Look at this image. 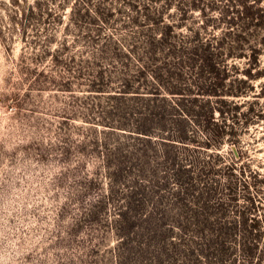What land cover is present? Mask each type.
<instances>
[{
	"label": "rangeland",
	"instance_id": "374dc122",
	"mask_svg": "<svg viewBox=\"0 0 264 264\" xmlns=\"http://www.w3.org/2000/svg\"><path fill=\"white\" fill-rule=\"evenodd\" d=\"M165 2L177 35L221 39L217 79L165 72L184 97L142 94L148 136L112 106L145 105L119 82ZM0 264H264V0H0Z\"/></svg>",
	"mask_w": 264,
	"mask_h": 264
},
{
	"label": "trees",
	"instance_id": "16d2710c",
	"mask_svg": "<svg viewBox=\"0 0 264 264\" xmlns=\"http://www.w3.org/2000/svg\"><path fill=\"white\" fill-rule=\"evenodd\" d=\"M168 4L165 2V5L160 6L159 9H153L152 6H147L144 9L147 11H150L151 14H153L155 17L150 18V14H145V19L151 21V24H161L163 25V30L159 35H144L146 36L143 41L140 42L142 45L140 49H137L136 52H131L132 56L137 55V57L134 56V59L138 62L140 65L137 67L138 69L136 70L138 74L143 75V80H137L135 76H131L133 78L132 80L127 79L126 77L122 78L120 80V89H126L125 91H121V95L119 96H124L126 93L133 92L136 95L133 96L135 100H143L145 102V105H141L138 107L128 106L127 104L122 105H115L112 106L114 109V113H117L118 118L121 120H127L130 119L131 123L132 121L134 122V127L129 126L130 124H125L119 122L118 120L117 125L118 126H123L125 128H134L137 133L143 134V135H148L150 136L152 134L151 130H148V126H146L147 122L152 119V117H156L155 114H152V110L150 109L151 106L147 104L149 102V99H144L142 96L143 93H150L152 94L151 97H158L161 94V91L164 89L166 91H169L172 94H177L179 95V99L183 98V88H181L178 83L180 79L179 74H175V76H172L171 78L174 79V81H177L175 83H169L168 80L165 79V72L166 75L170 71L171 68H175L176 65H186L191 66L197 61L203 62L204 60L206 61L205 68H207L206 72L209 75H213L214 79L216 78V72L214 70H217L218 63L214 62V60L209 59L207 56L204 59L203 56H201L199 53L201 51H208L210 48H213L215 45L221 46V39H218L215 37L214 34H212L210 38H202L200 33L198 32H193L192 36H183V35H177L175 33V28L174 25H169L165 24L164 18L162 16V10H164V7L167 6ZM163 8V9H162ZM183 8H180L182 10ZM183 12L184 9H183ZM161 14V15H160ZM250 18H253L252 15H249ZM260 18L256 17L255 20L257 19V22H259V19H261L263 16H259ZM183 18H179L178 21L181 22ZM257 25V24H255ZM157 37V38H156ZM214 40V41H213ZM134 43H137L136 41ZM135 45V44H134ZM216 47V46H215ZM121 66L126 67L124 64H121ZM163 69V70H162ZM164 71V72H163ZM121 75H124V73H121ZM169 75V74H168ZM135 78V79H134ZM151 80V81H150ZM94 83V82H93ZM93 83L90 84L93 86ZM137 83V84H135ZM151 85H156L157 88H149V84ZM99 84H96L98 86ZM214 85V84H213ZM220 84L214 85L211 87L209 90H206L208 88H204L201 86H196L200 91H202V95H211L218 96L216 93L219 91H223L219 88ZM103 87L102 85L98 86ZM223 89V88H222ZM133 90V91H131ZM143 91V92H142ZM132 98V100H134ZM143 98V99H142ZM154 100V99H153ZM152 100V101H153ZM175 104L170 105L171 110L173 112H176V118H179L181 120L183 119H191L194 121L196 124L198 123L199 116L197 114H194L190 110H185V108H182L178 102H174ZM147 104V105H146ZM122 106V108H121ZM210 110L207 112V118L206 122L208 120H213L214 119V111L215 108L209 106ZM224 112V111H223ZM220 114H222V110H220ZM164 118V116H160V119ZM201 118V116H200ZM109 126L113 125L114 123L113 120H108ZM112 121V122H110ZM162 131H166L163 128H160ZM170 132H167L169 134ZM168 139L171 143L179 142L181 144L186 143L185 141L190 139V136L184 130H176L173 133H171V136ZM191 141V140H189ZM211 143V140H208L205 144L208 145Z\"/></svg>",
	"mask_w": 264,
	"mask_h": 264
}]
</instances>
